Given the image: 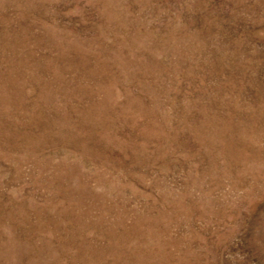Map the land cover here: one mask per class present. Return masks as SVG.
<instances>
[{
  "label": "rangeland",
  "instance_id": "obj_1",
  "mask_svg": "<svg viewBox=\"0 0 264 264\" xmlns=\"http://www.w3.org/2000/svg\"><path fill=\"white\" fill-rule=\"evenodd\" d=\"M0 264H264V0H0Z\"/></svg>",
  "mask_w": 264,
  "mask_h": 264
},
{
  "label": "bare ground",
  "instance_id": "obj_2",
  "mask_svg": "<svg viewBox=\"0 0 264 264\" xmlns=\"http://www.w3.org/2000/svg\"><path fill=\"white\" fill-rule=\"evenodd\" d=\"M109 92V91H108ZM125 93V92H124ZM125 105V104H124ZM29 108V107H28ZM73 110V109H72ZM114 111V110H113ZM107 112V111H106ZM22 113V112H21ZM57 114V113H56ZM88 114V113H86ZM104 114V113H103ZM120 116V115H119ZM38 123V122H37ZM132 124V123H131ZM27 125V124H26ZM88 126V125H87ZM109 129V128H108ZM31 132V131H30ZM105 134V133H104ZM89 136V135H88ZM63 140V139H62ZM129 140V139H128ZM106 142V141H105ZM17 148V147H16ZM70 149V148H69ZM87 150V149H86ZM41 151V150H40ZM61 154V153H60ZM84 159V158H83Z\"/></svg>",
  "mask_w": 264,
  "mask_h": 264
}]
</instances>
